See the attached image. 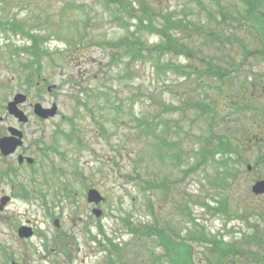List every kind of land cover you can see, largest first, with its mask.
<instances>
[{
  "label": "rangeland",
  "instance_id": "374dc122",
  "mask_svg": "<svg viewBox=\"0 0 264 264\" xmlns=\"http://www.w3.org/2000/svg\"><path fill=\"white\" fill-rule=\"evenodd\" d=\"M148 1L161 16L170 12L227 37L215 41L216 50L200 44L204 54L215 51L229 61V53L244 58L240 42L246 39L253 47V42L262 45L263 34L258 36L249 18L242 19L244 0ZM251 1L255 12L264 4ZM0 21V138L9 126L21 129L20 148L35 159L33 166H21L16 154L0 149V264H264V194L252 190L264 180L263 54L248 55L229 78L204 74L202 80L168 68L167 62H188L174 49L161 57L164 68L157 67L154 50L141 60L118 58L124 37L149 44L161 38L138 30L137 19L109 0H0ZM11 21L46 37L48 53L36 63L41 73L35 74L33 55L21 48L31 39L14 34L5 25ZM185 35L186 29H178L174 36L185 44ZM206 36L202 43L212 41ZM88 87L101 105L96 118L75 114L85 139L75 150L63 131L71 130L79 89L83 96ZM18 94L27 97L20 104L27 123L8 109ZM189 100L208 101L210 109L199 114L185 104ZM37 104L42 109L56 104L58 113L43 117ZM144 118L157 133L166 130L168 139L177 141L180 160L161 157L158 140L140 134ZM225 129L236 135L243 156L213 152L215 135ZM229 163L235 166L232 181L224 174ZM148 179L158 188L145 189ZM91 187L105 197L99 217L87 201ZM6 195L10 200L3 204ZM22 224L33 226L34 236L19 237ZM154 227L163 231L152 232ZM212 237L231 242L230 252L224 257L220 248L214 252L205 240Z\"/></svg>",
  "mask_w": 264,
  "mask_h": 264
},
{
  "label": "trees",
  "instance_id": "16d2710c",
  "mask_svg": "<svg viewBox=\"0 0 264 264\" xmlns=\"http://www.w3.org/2000/svg\"><path fill=\"white\" fill-rule=\"evenodd\" d=\"M111 2L117 3L121 10L124 11V13L131 18L137 19V29L138 30H147L152 32V34H158L160 36V42L155 44H149L146 41H143L141 38L136 37L135 39H132L131 37L127 36L122 39V41L118 44L121 45L122 52H120L117 57L122 58L126 57L127 55H131L130 61L136 60V59H144L146 54L150 52V50H154L158 55L154 54V58L157 61V67L158 68H164V64L159 63L161 60V57L168 53V51L172 52L171 49H174L175 54H182L187 59L188 62L186 65H177L174 63L167 62L166 65L168 68H171L173 70L181 71L184 74H187L189 76H186L187 79H191L194 74V77L196 80H202V75L208 74L211 77H217L219 79H225L229 78L231 76V73L233 72V69H238L243 65L245 62V58L247 59V56L251 53L255 52L257 54H263L264 55V4L259 5L257 7L256 12L253 10L254 3L251 0H244L247 5V12L246 15L242 16L247 19L249 18V24L251 26L258 29V36L262 35V39L260 41L262 42L261 47H257L255 43L253 42L254 47L249 45L246 40L245 42H240V47L244 49V58H240V54H233L229 53L225 58H228V60H222L219 57H217V54L215 51L209 53L206 52V54L202 53V45L210 44V46L214 47L216 50V44H219L223 39L220 36V34L217 32L216 29L213 28V26H210L209 28H206L204 25L202 26V23H196L191 20L187 19H180V18H174L172 13L167 12L164 16H161V14H164L163 12L157 13L156 9L152 7L150 2L148 0H136L138 2L139 8H134L131 5V2L129 0H109ZM264 2V0H263ZM263 6V7H262ZM223 19L228 18V14L226 12H222ZM157 17V18H156ZM163 18V21H161ZM156 19H159V22H155ZM118 20L121 23H127V19L118 18ZM189 21V22H188ZM218 21V19H217ZM4 24V22L0 21V25ZM5 25H9L12 29V32L14 34H21L24 33L31 39V45H25L21 48L26 51L28 54L33 55L35 61L31 62V66L34 69L35 74L41 73L40 66L37 67L36 63L39 62L41 58L42 53H48L47 49L44 47L43 42L46 39V37H41L38 33L32 31V30H26V24L23 22L18 21H11ZM173 30V33H171V30ZM180 30H187L188 35V43L180 42V37H175L176 31ZM206 34V39H212V41L203 42L200 38H202L203 34ZM132 36H136V32L132 33ZM261 37V36H260ZM82 38V37H81ZM238 40V36H235ZM219 41L216 42L215 41ZM196 44V47H195ZM202 44V45H200ZM18 48V47H17ZM15 49L14 53H17L18 50ZM254 48V49H253ZM254 50V51H253ZM204 52V51H203ZM150 56H152V53H150ZM217 58L219 61H217ZM169 63V64H168ZM224 63L231 64V67H226ZM33 76V75H32ZM32 78V77H30ZM82 87V86H81ZM80 87V88H81ZM100 93L102 92V89L100 88ZM80 89L78 94L76 95V100L78 101L77 106L75 107L74 116L71 117L70 123H71V130L70 131H63L65 138L67 139V142L71 145L72 148L78 149L81 146L85 145V139L82 137L81 133V127L78 123V120L76 119L75 114H82L83 112H86L90 115H92L94 118H96V113L99 110V107L101 104H99V99L93 98V88H86V90L83 92V96L80 95ZM100 95L98 96V98ZM98 104V105H96ZM185 104L189 108L199 110V114L202 113V110H209L210 109V102L208 101H202V100H189ZM83 110H81V108ZM173 108V107H172ZM141 122L139 125V132L140 134L144 135V137L152 136L158 140V143H156V146L158 148V154L162 156H168L171 158V160L178 161L181 158V153L179 150L174 149L178 147L177 141L168 139V132L166 130L162 129L161 134L157 133L155 129L151 126V123H148L145 121L146 119ZM61 130V129H60ZM215 140L217 141L216 145L212 149L213 152L216 151L217 153L226 154V156H229L234 153L244 155L243 150L239 147V143L237 140L236 135H233L231 132L222 130V132L217 133L215 135ZM50 148L57 150L54 146H49ZM202 151V158L203 161L206 160L205 148L200 149ZM64 152H62V155L64 156ZM230 162H234V160L228 159ZM228 162V161H227ZM264 163V159L262 161ZM228 164L225 171V177L229 179L232 177V175L235 174V166ZM195 167V166H194ZM192 167V168H194ZM232 181L233 179L230 178ZM143 181V180H142ZM231 181L227 183V186H231ZM143 184L146 185L145 189L150 188H158L156 186L155 182L153 180H144ZM164 188L166 190V186L159 185V188ZM228 203V200L225 199V202H222V205L225 206V204ZM229 206H227L228 208ZM190 217V214H189ZM129 226H132L131 222H128ZM133 230V227H130ZM136 229H138L135 226ZM161 233L163 230L159 229L157 227L152 228V232ZM261 236V234H257V238L255 242H257V239ZM208 242H210L213 246L214 252H217L220 248V255L221 257H224L229 253L228 250L229 246L231 245V242H225L224 238H220L218 240L216 237L212 238H205ZM261 244H264V239H260ZM220 246V247H219ZM180 258V257H179ZM181 259V258H180Z\"/></svg>",
  "mask_w": 264,
  "mask_h": 264
},
{
  "label": "water",
  "instance_id": "95a60500",
  "mask_svg": "<svg viewBox=\"0 0 264 264\" xmlns=\"http://www.w3.org/2000/svg\"><path fill=\"white\" fill-rule=\"evenodd\" d=\"M27 97L22 94L16 95L14 101L10 102L9 104V112L14 115L19 121L21 122H27L28 116L25 114L23 110L19 108V104L25 102ZM37 112L40 113L43 117L48 116H54L57 111V106L54 105L53 108L50 109H42V106L40 104L36 105ZM12 136L5 137L0 141V147L2 151L5 153H10L14 151L20 144H21V137L22 132L19 130H16L14 128H11ZM22 157H20L21 160ZM29 162H33L32 158H29ZM252 190L255 194H264V180L257 181L253 186ZM8 200V197L3 198V203H5ZM103 200V196L101 193L96 189H90L88 192V201L91 203H100ZM94 212L96 215H101L102 210L99 208H95ZM19 234L21 237H29L33 234V229L30 226L23 225L19 228Z\"/></svg>",
  "mask_w": 264,
  "mask_h": 264
},
{
  "label": "flooded vegetation",
  "instance_id": "af4514ba",
  "mask_svg": "<svg viewBox=\"0 0 264 264\" xmlns=\"http://www.w3.org/2000/svg\"><path fill=\"white\" fill-rule=\"evenodd\" d=\"M74 149H75V148H74ZM75 150H76V149H75ZM9 154H10V153H9ZM13 154H16V155H17V160H18V158H19L20 156H23L24 158H27V157H28V155H26V154L24 153V151L21 150L20 147H18L17 150H16L15 152H13L12 154H10V156L13 155ZM34 162H35V161H34ZM18 163H19V165H21V166H25V165L33 166V163H32V164L28 163L26 159H24V161H23L22 163H20L19 160H18ZM10 170H14V169H13V168H10L9 171H10ZM73 194H74V193H73ZM7 196L9 197V200H10V196H9V195H7ZM72 196L75 198L74 195H72Z\"/></svg>",
  "mask_w": 264,
  "mask_h": 264
}]
</instances>
